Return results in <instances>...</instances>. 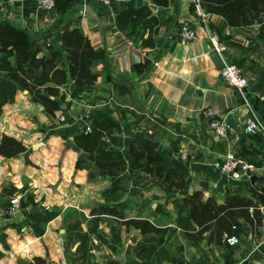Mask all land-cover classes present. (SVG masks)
Returning a JSON list of instances; mask_svg holds the SVG:
<instances>
[{"label": "crops", "instance_id": "obj_1", "mask_svg": "<svg viewBox=\"0 0 264 264\" xmlns=\"http://www.w3.org/2000/svg\"><path fill=\"white\" fill-rule=\"evenodd\" d=\"M56 1L48 10L40 0H0V24L9 20L26 29L39 55L62 49L63 32L78 27L104 56L94 61L98 79L84 92L75 91L69 77L67 96L55 114L20 86L10 99L0 100V144L4 135L24 144L16 154L0 150V264H35L37 255L47 264H264L263 227L253 233L247 224V233L232 245L209 242L207 233L198 238L187 232L199 227L188 199L195 190H203L204 199L213 195L224 202L229 194L250 195L252 187L264 184L248 177L264 176V134L244 127L252 109L264 119V16L249 25H232L218 13L210 12L204 20L196 0H169L164 6L151 0L92 1L100 23L82 16L84 0ZM143 2L158 16L153 43L131 38L128 44L117 14L124 6ZM184 21L196 26V39L185 41L179 35ZM210 32L219 33L227 45L224 56L249 76L245 92L221 75L212 52L220 63L222 57ZM65 67L69 72L68 62ZM207 108L219 119L233 112L238 129L230 127L227 136L216 133L204 114ZM101 111L122 124L127 176L121 177L125 187L115 192L111 188L122 174L90 178L88 168L77 166L83 149L75 135L89 131ZM134 140L152 144L182 180L170 189L156 181L138 183ZM181 146L187 148L188 160L180 156ZM228 151L257 167L239 176L222 174L218 163ZM15 194L21 205L7 216ZM103 204L119 207L126 217L149 218L167 230L143 233L115 215L93 212ZM260 206L264 211V204Z\"/></svg>", "mask_w": 264, "mask_h": 264}, {"label": "trees", "instance_id": "obj_2", "mask_svg": "<svg viewBox=\"0 0 264 264\" xmlns=\"http://www.w3.org/2000/svg\"><path fill=\"white\" fill-rule=\"evenodd\" d=\"M164 6L169 0H151ZM203 6L211 13H218L232 25H249L264 16V0H201ZM117 21L130 38L141 39L144 44L153 43V31L158 24V16L148 2L140 5L122 7L117 14ZM149 34L145 36V33ZM66 53L64 57L63 54ZM104 56L93 43L89 35L78 27L63 32L62 49L53 48L49 55H39L33 46L29 32L5 20L0 24V100L12 97L18 86L28 89L34 101L44 104L46 110L55 114L61 108V101L67 96L69 77L73 80L74 90L83 91L87 84L98 79L92 65ZM70 64L67 71L65 65ZM67 85V86H66ZM66 86V88H62ZM91 131H83L75 135L77 144L83 149L78 159V167L89 169L90 178L104 174H122L112 186L117 191L121 185V177L127 161L121 150L122 124L109 112L101 111L93 119ZM133 167L137 168V181H156L170 189L183 176L176 170L152 144L134 140ZM24 149V144L10 135H4L0 150L6 154H16ZM178 177H174V174ZM170 182V183H169ZM125 187V186H124ZM123 187V188H124ZM190 215L199 227L187 230L194 237H203L207 233L209 242H227V235L247 233L249 224L253 233L264 229V184L252 187L251 194L232 193L226 201L218 202L216 197L209 195L204 199L203 190H195L189 195ZM252 208V210H251ZM93 212L115 215L129 225L134 224L143 233H165L166 226L158 225L146 217H126L124 212L115 205H98ZM232 245V244H231ZM35 264H47L43 256L34 257Z\"/></svg>", "mask_w": 264, "mask_h": 264}, {"label": "built area", "instance_id": "obj_3", "mask_svg": "<svg viewBox=\"0 0 264 264\" xmlns=\"http://www.w3.org/2000/svg\"><path fill=\"white\" fill-rule=\"evenodd\" d=\"M92 1H100L105 4H112L117 0H84V2H92ZM41 5L48 10H52L56 7V0H40ZM198 5V11L201 17L204 20H207L209 15V11L203 6L201 0H196ZM86 4V3H85ZM84 4V5H85ZM179 35L185 41H192L198 37V30L196 26H194L190 21H184L179 26ZM209 39L214 45V50L217 51L222 57L221 64V75L223 78L232 86L236 87L241 92H245L246 87L249 83V76L244 73L240 67L234 63L229 61L224 56V50L227 48V45L224 41L220 39V35L217 32H210ZM128 44H132L133 40L131 38H127ZM261 98H264V94L261 95ZM248 107L251 108L250 102L246 101ZM204 114L207 117H210V124L212 128L221 136H227L229 125L225 122V118H216L215 111L213 108H207L204 111ZM62 119H65V116L62 115ZM245 130L251 134L263 133L264 134V119L260 116L259 113L251 110V113L248 112L245 121H244ZM93 127L88 126V130L91 131ZM180 156L186 160L190 158V154L185 147H180L179 149ZM219 171L222 174H227L231 176H239L244 172H248L250 170H254L257 166L247 160L246 158L237 156L234 152L228 151L222 156V160L218 163ZM251 175V173H250ZM248 174V177H250ZM21 205L20 196L15 194L11 200L10 205L6 210V215L11 216ZM226 240L230 244H236L240 241V237L238 235H227Z\"/></svg>", "mask_w": 264, "mask_h": 264}, {"label": "water", "instance_id": "obj_4", "mask_svg": "<svg viewBox=\"0 0 264 264\" xmlns=\"http://www.w3.org/2000/svg\"><path fill=\"white\" fill-rule=\"evenodd\" d=\"M84 9H85V14L88 16L89 19L91 20L96 19L101 23V18L99 14L97 13V11L94 9V7L90 3H86L84 5ZM212 54H213L215 61L217 62V65L221 67V63L218 60V58L215 56L214 52H212ZM225 122L229 125V127L238 129V121L236 120L233 112H229L226 115ZM250 179L253 183H258L259 181L264 180V176H261L258 174H252L250 176ZM49 264H52V261L51 262L49 261Z\"/></svg>", "mask_w": 264, "mask_h": 264}, {"label": "rangeland", "instance_id": "obj_5", "mask_svg": "<svg viewBox=\"0 0 264 264\" xmlns=\"http://www.w3.org/2000/svg\"><path fill=\"white\" fill-rule=\"evenodd\" d=\"M85 3H90V2H84V4H85ZM83 6H84V5H83ZM81 8H82V9H81V11H82V16L86 15V14H85V9H84V7H81ZM83 92H84V91H83ZM251 175H252V174H251ZM251 175H250V176H251ZM239 242H240V241H239ZM239 242H238V243H239Z\"/></svg>", "mask_w": 264, "mask_h": 264}]
</instances>
